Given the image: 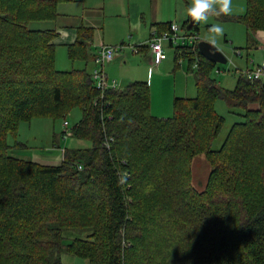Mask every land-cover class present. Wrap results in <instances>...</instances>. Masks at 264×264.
I'll return each instance as SVG.
<instances>
[{"label":"trees","instance_id":"16d2710c","mask_svg":"<svg viewBox=\"0 0 264 264\" xmlns=\"http://www.w3.org/2000/svg\"><path fill=\"white\" fill-rule=\"evenodd\" d=\"M31 1L0 2V241L9 239L11 249L0 264H63V253L90 264H142L134 259L141 227L130 199L156 185L164 199L180 193L173 207L179 242L194 250V264H264V77L250 81L238 74L235 87L226 89L211 75L216 63L197 48L174 46V59L197 62L191 68L196 96L175 97L172 116L157 117L149 109L146 82L101 92L85 68L57 69L51 43L56 30L28 24L54 19L58 3L67 0H35L37 8ZM223 16L244 23L250 33L264 29V0H246L243 14ZM170 23L155 27L163 32ZM89 35L90 29L77 28L75 42L67 45L72 61H87ZM24 38L40 39V47H27ZM217 98L242 109L243 121L214 150L224 122ZM74 107L82 115L69 136L89 141V147L64 148L56 165L11 154L7 137L16 135L20 122L64 118ZM200 154L210 166L204 193H217L214 198H186L188 191L178 188ZM69 230L79 237L67 239ZM44 241L51 251L33 253V244Z\"/></svg>","mask_w":264,"mask_h":264},{"label":"rangeland","instance_id":"374dc122","mask_svg":"<svg viewBox=\"0 0 264 264\" xmlns=\"http://www.w3.org/2000/svg\"><path fill=\"white\" fill-rule=\"evenodd\" d=\"M0 2L12 3V0H0ZM144 2H146V0ZM30 4L32 7L37 8V3L35 0H32ZM61 4L66 5V7L68 8V14L70 15H83V11H85L84 3L77 4L73 0H68L65 2H59L57 7ZM245 10L246 0H231V12L228 14L240 15L243 14ZM110 12L106 11L107 27L113 26L114 23L112 19H115V21H120L122 23L124 22L122 18H114L113 16H111ZM87 15L89 14L87 13ZM217 16H215L213 13H209L208 21L200 22L199 24H197L198 31L194 30V32L199 39L198 41L204 40L212 42L214 40L213 44L227 58L226 63H217L211 75L220 86L226 89H232L238 77V73L236 72H238L239 70L244 71L248 67L250 68L251 60L253 59L256 62L258 58L257 53L259 51L255 52L254 43H252L251 40H247L248 32L244 23L229 19L220 20V16ZM48 21L52 20L34 21L28 25L31 28H37L46 31L49 29L46 25L47 23H49ZM215 24H218L223 28V33L221 35H216L209 31L211 25ZM3 31L6 32V29ZM259 32H264V29L260 28L254 32H251V35ZM178 33L182 34L183 31L179 30ZM144 34V38L146 39L143 41H147L149 36H146V34L148 33H146L145 31ZM137 36L139 35H137L136 33H131V35L127 33L123 35L122 41L110 45H140L146 43L137 42ZM23 41L24 44L27 45V47L34 45H36L35 49L40 47V39H37L35 42H31L30 38H24ZM162 47L166 54V59L161 61V68L166 69L171 66L173 71L172 74H175L171 76L170 89L169 84L167 82L164 83L162 89L163 93L171 91V95H173V93L177 95L182 94V96H188L190 98L196 96V89L194 86L193 74L191 71V68L194 67V64H190V61H188L186 58L179 57L177 59H174L175 49L173 46H170L167 41H162ZM140 53L141 50L138 53H133L129 46H127L118 52V54L113 58V61L117 57H125L126 55L130 57L133 56L140 61H144L145 57H143V55ZM179 59L180 62H178ZM158 65H151L152 74L156 73ZM55 67L59 70H70L80 67L82 68L83 61H70L67 55L66 46L57 44L55 46ZM87 70H90V68H88ZM178 70L179 72L177 74L176 72ZM116 78L118 80V77ZM149 88L153 105L163 106L162 103L164 97L161 96V91L156 86H154L153 88ZM172 100L173 99H171L170 110L165 112L162 109V113H159L162 114L160 117L168 118L172 116ZM214 106L216 111L224 118V122L219 131V134L211 144V149L218 150L226 139L232 125L234 123L243 121V116L241 115L243 113V110L232 107L231 102L224 98H217ZM81 115L82 111L79 109V107H74L69 111V113H67V115H65L64 118L59 117L57 119H53L52 117L44 116L34 117L30 121L20 122L16 135H9L7 137V143L11 146V154L17 157L21 155L24 159H30L33 154V149L72 148L76 145L77 141L78 143H80V145L77 146L83 147L89 145V141L76 139L69 136L70 128L80 120ZM64 121L67 122L66 125H64ZM188 169V177L177 182L179 183V189H185L186 191H188V193H184L185 197L188 198L190 194L196 197L201 193H203V196L200 197V199L202 200H204V195H208L211 198L216 197L217 193H215V195L204 193L206 190V183L208 181L210 166L202 154L195 156L190 161ZM245 170L251 172L249 169ZM0 175H4L2 170L0 171ZM172 183L173 180L171 177V184ZM149 189L150 188L147 186V188H144L141 191H148ZM173 194L174 193L171 194V200L168 198L164 199L166 193L159 189V187H157L156 185L155 191L152 192L151 190L149 193H138V198L136 200L135 198H133L132 200L130 199V201H132V212L134 211V213L138 216L141 227L140 235H137V238L135 239L136 244H138L139 248L136 249L137 253L134 256V259L142 264H194L197 261L194 257V250H188L187 245L179 242L180 235L177 230L178 224L176 222L175 215L177 214V210H175L173 207L175 206L174 204L176 203V201L180 198V193H177L176 196H172ZM226 194L241 196L243 193ZM64 213L71 212L68 211ZM69 231L72 232L65 233V235H67V233H69L70 235V237L65 236L67 239L71 240V238L73 237H79V233H76L73 230ZM83 234L86 236L87 232ZM44 244V246H35V244H33L34 246L32 252L37 253V248H47L46 251H51L52 246L47 245L45 241ZM8 247H10L9 239L8 242L4 240L0 241V258L5 260L7 255L11 254V249H9ZM178 247L180 253L175 252V249ZM13 251L15 254L19 253V251L17 252L16 249H13ZM28 257L29 262H31L33 256ZM69 257H71L70 259H74V264H85V260L80 257H74L70 255ZM10 259L9 262L15 261ZM66 261L63 262L65 264H69Z\"/></svg>","mask_w":264,"mask_h":264},{"label":"crops","instance_id":"0c3cea01","mask_svg":"<svg viewBox=\"0 0 264 264\" xmlns=\"http://www.w3.org/2000/svg\"><path fill=\"white\" fill-rule=\"evenodd\" d=\"M68 1V0H67ZM72 1V0H69ZM77 4L84 3L83 15H70L68 14V8L66 5L61 4L57 7V15L52 21H48L46 25L49 29H55L56 35L51 40L55 46L57 44H62L66 46L69 44H73L77 37V28L78 27H85L90 29V35L86 39L89 57L87 61H83V67L75 68V69H83L87 70L88 72L92 71L94 66V58L98 52V49L105 44H114L118 43L119 41L123 40V35L136 33L138 37L137 42L143 43L147 41H143L148 35L149 38L151 36L152 30L155 25L160 26L167 22H175L180 25H184L188 23L189 17L185 14V9L188 4L191 3V0H73ZM65 2V1H63ZM106 11H111V16L114 18H122L124 22L115 21L112 19L113 26L107 27L106 26ZM87 13L89 15H87ZM215 16L217 14L213 13ZM228 15V14H227ZM220 20H225L223 14H219ZM218 17V16H217ZM197 24V23H195ZM198 26V25H197ZM195 30V29H194ZM247 30V29H246ZM195 31H198L196 29ZM247 40H251L254 43L255 52L257 53V60L256 62L252 59L250 68L254 67L255 65L259 64L264 58V32H259L256 34L251 35V33L247 30ZM148 38V39H149ZM225 38V37H224ZM171 46V44L168 42ZM256 44V45H255ZM141 53L143 57H145L144 61H140L133 56H120L117 57L114 61H110L105 66V71L109 79H114L118 82L120 89L127 86L129 83L134 81H142L146 82L147 85L151 88L156 86L162 93L161 96L164 97L163 99V106L157 105L154 106L151 95H150V112L152 115L160 117L163 111H168L171 108V99L174 102L175 97H188L177 95L173 93L171 95V91H167V93H163L162 89L164 83L169 84V89L171 88V76L175 75L172 74L171 66L163 69L161 68V62L157 66V71L155 74H152L150 71L152 57L149 48L146 45H142L140 47ZM121 58V59H120ZM70 61H72L69 58ZM77 61V60H76ZM253 61V62H252ZM256 63V64H255ZM150 65V66H149ZM249 68V67H248ZM71 70V69H70ZM219 71V69H218ZM179 70L176 72L178 74ZM193 74V73H192ZM118 77V80L117 78ZM194 80V74H193ZM236 85V81H235ZM234 85V87H235ZM195 86V80H194ZM233 87V88H234ZM232 88V89H233ZM150 89V88H149ZM196 89V87H195ZM173 107V103H172ZM164 118V117H163ZM75 138V137H73ZM77 139V138H76ZM80 143H76V145L72 148H86L90 146L86 145L83 147L77 146ZM64 149V148H63ZM63 149H33L32 157L27 160H32L34 162L40 164L49 165H56L62 161L63 158ZM17 157V156H16ZM19 158L22 156H18ZM24 159V158H23ZM70 237L69 233L65 235ZM73 256L68 253H64L61 256L62 263L66 260L69 264H74V259H70ZM75 257V256H74ZM85 260V259H84ZM64 261V262H63ZM85 264H90L88 260L84 261Z\"/></svg>","mask_w":264,"mask_h":264},{"label":"built area","instance_id":"2783aa9c","mask_svg":"<svg viewBox=\"0 0 264 264\" xmlns=\"http://www.w3.org/2000/svg\"><path fill=\"white\" fill-rule=\"evenodd\" d=\"M179 30H182L183 33L179 34ZM165 40L171 44V46L179 47V49L183 47H191L193 50L197 48V43L199 42L196 33L193 30H187L186 26L171 22L169 24L168 30L163 32L157 31L156 28L152 30L150 38L147 40L145 44L140 45H110L105 44L102 45L93 60V68L91 71V79L94 83V86L98 88L101 92H105L108 89L119 90V84L114 79H109L107 73L105 71V66L107 63L113 60V58L118 54L120 50L129 46L133 53H138L140 51V47L142 45H146L152 57L151 65H158L162 60L166 59V54L162 47V41ZM180 62V59L179 61ZM197 67V62L194 63V68ZM151 71V67L149 68ZM241 74L246 79L250 81H255L264 77V58L263 60L255 65L252 68H247L246 70H239L236 72ZM66 125L67 122L65 121ZM80 168V166H79Z\"/></svg>","mask_w":264,"mask_h":264},{"label":"clouds","instance_id":"9594fccd","mask_svg":"<svg viewBox=\"0 0 264 264\" xmlns=\"http://www.w3.org/2000/svg\"><path fill=\"white\" fill-rule=\"evenodd\" d=\"M231 12V0H191V3L186 6L185 14L197 24L207 22L209 13L228 14ZM209 31L221 35L223 28L218 25H211ZM209 43V42H208ZM214 43V40L211 42Z\"/></svg>","mask_w":264,"mask_h":264},{"label":"water","instance_id":"95a60500","mask_svg":"<svg viewBox=\"0 0 264 264\" xmlns=\"http://www.w3.org/2000/svg\"><path fill=\"white\" fill-rule=\"evenodd\" d=\"M195 26V22L191 20L189 17V21L186 25L187 30H193ZM209 41H199L197 43L198 51L208 60L214 63H226L227 58L222 54V52L211 42Z\"/></svg>","mask_w":264,"mask_h":264},{"label":"bare ground","instance_id":"6f19581e","mask_svg":"<svg viewBox=\"0 0 264 264\" xmlns=\"http://www.w3.org/2000/svg\"><path fill=\"white\" fill-rule=\"evenodd\" d=\"M65 125V124H64Z\"/></svg>","mask_w":264,"mask_h":264}]
</instances>
